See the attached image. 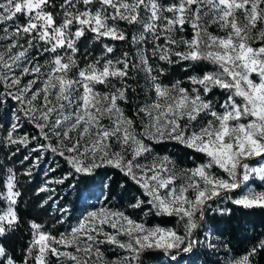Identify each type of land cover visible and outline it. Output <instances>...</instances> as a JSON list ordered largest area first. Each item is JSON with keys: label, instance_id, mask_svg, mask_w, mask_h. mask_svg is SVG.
Masks as SVG:
<instances>
[{"label": "snow or ice", "instance_id": "1", "mask_svg": "<svg viewBox=\"0 0 264 264\" xmlns=\"http://www.w3.org/2000/svg\"><path fill=\"white\" fill-rule=\"evenodd\" d=\"M0 154V264H255L217 233L264 212V0H0Z\"/></svg>", "mask_w": 264, "mask_h": 264}, {"label": "trees", "instance_id": "2", "mask_svg": "<svg viewBox=\"0 0 264 264\" xmlns=\"http://www.w3.org/2000/svg\"><path fill=\"white\" fill-rule=\"evenodd\" d=\"M174 74L177 78H182L180 67L174 69ZM161 150H166L169 153H175L179 157L184 156V149L180 146L168 144L162 146ZM2 159L3 154H0V160ZM17 167H19V165H17ZM22 170L23 169H21V171ZM57 175H59V173H57ZM121 180L122 177L118 173L114 174L112 184L114 194L118 193L119 189L117 185L121 182ZM38 183H40V178H37L35 183L29 182L28 180L23 181V190L25 192L24 201L26 203H22L20 205V214L24 220L31 219L38 211V209L32 207V203L35 200V193L33 190ZM68 200L71 201L72 207L76 210L77 216L86 208L87 204L94 203V200H80L77 202L75 194L70 195ZM227 206L232 208V215L230 217H224L218 221L220 232H223L224 235L221 237L220 234L217 233V238L230 240L233 250L239 254L245 249L251 247L254 237L264 234V212L256 210L253 215H249L246 210L237 208L231 204ZM43 218L48 220L51 219L48 213L43 214ZM150 222L161 223L163 225H171L172 223L171 220L165 221L161 219H152ZM26 227V224L22 225L20 231L10 236L7 241H3L10 250L15 249L18 251L25 244L28 239V235L24 231ZM223 254V250L218 249L217 251H213L211 249L201 247L195 255L189 254L185 256V258L181 261V264H216L217 261H222ZM145 259L146 264H159V261L155 256H147ZM254 262L255 264H264V252H261L254 257Z\"/></svg>", "mask_w": 264, "mask_h": 264}, {"label": "rangeland", "instance_id": "3", "mask_svg": "<svg viewBox=\"0 0 264 264\" xmlns=\"http://www.w3.org/2000/svg\"><path fill=\"white\" fill-rule=\"evenodd\" d=\"M191 166V165H190ZM94 203H95V201H94ZM86 209V208H85ZM85 209L83 210V211H85ZM83 211H81V212H83ZM80 215V214H79ZM223 258H224V254H223V256H222ZM223 258H222V260H223Z\"/></svg>", "mask_w": 264, "mask_h": 264}]
</instances>
